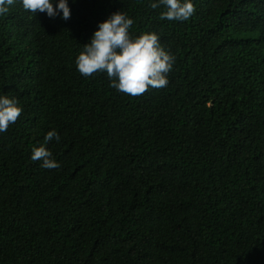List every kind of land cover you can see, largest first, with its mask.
Instances as JSON below:
<instances>
[{
  "label": "trees",
  "instance_id": "trees-1",
  "mask_svg": "<svg viewBox=\"0 0 264 264\" xmlns=\"http://www.w3.org/2000/svg\"><path fill=\"white\" fill-rule=\"evenodd\" d=\"M152 2L0 16V96L23 108L0 133V264H264V0H193L186 21ZM116 11L175 56L166 88L77 71ZM42 144L58 168L31 159Z\"/></svg>",
  "mask_w": 264,
  "mask_h": 264
},
{
  "label": "clouds",
  "instance_id": "clouds-1",
  "mask_svg": "<svg viewBox=\"0 0 264 264\" xmlns=\"http://www.w3.org/2000/svg\"><path fill=\"white\" fill-rule=\"evenodd\" d=\"M25 11L36 14L46 13L54 18L62 13L68 20L71 10L68 0H20ZM15 0H0V16L9 12ZM163 6L161 20L186 21L196 11L193 0H156L150 7ZM134 20L122 11L113 12L108 18L99 22L90 42L83 45L75 59L77 71L85 78L97 73H105L111 81L110 86L118 92L131 97H140L151 90L164 89L169 84L168 74L173 70L175 56L160 43L159 35L154 31H145L136 35L130 29ZM23 108L14 98L0 96V133L7 132L17 122ZM60 137L55 130L48 131L45 143ZM33 161H42V167L56 169L60 165L52 158V153L42 144L33 147Z\"/></svg>",
  "mask_w": 264,
  "mask_h": 264
}]
</instances>
